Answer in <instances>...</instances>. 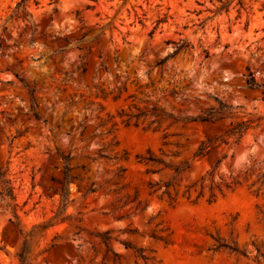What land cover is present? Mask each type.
I'll list each match as a JSON object with an SVG mask.
<instances>
[{
  "label": "rangeland",
  "instance_id": "obj_1",
  "mask_svg": "<svg viewBox=\"0 0 264 264\" xmlns=\"http://www.w3.org/2000/svg\"><path fill=\"white\" fill-rule=\"evenodd\" d=\"M0 172V264H264V0H0Z\"/></svg>",
  "mask_w": 264,
  "mask_h": 264
},
{
  "label": "trees",
  "instance_id": "obj_2",
  "mask_svg": "<svg viewBox=\"0 0 264 264\" xmlns=\"http://www.w3.org/2000/svg\"><path fill=\"white\" fill-rule=\"evenodd\" d=\"M22 2H24V1H22ZM21 2V3H22ZM229 6H230V1H228V2H226V3H224L223 5H222V7H221V10H228V8H229ZM182 46H184V45H182ZM182 46H180V47H177L176 48V51L174 52V53H172V54H170V55H168L167 57H165L161 62H160V64H163V63H165L171 56H173L174 54H176V52H177V50L178 49H180V48H182ZM84 72H85V70H84ZM246 83H247V87L248 88H250V89H255V88H258L259 86L257 85V83H256V81H255V78L253 77V75L250 73L248 76H247V78H246ZM153 85V84H152ZM124 90L126 91V88H124ZM163 91H166V90H163ZM162 91V92H163ZM155 92H156V90H155ZM143 94L145 93V92H142ZM170 94L172 95V96H176L177 95V91L175 90V89H173V90H171L170 91ZM30 96H31V112H32V115L36 118V119H38V120H41L40 119V117H39V115H38V113L37 112H35V110H34V103H33V97H32V93L30 92ZM148 96V95H147ZM117 97H119V96H117ZM116 97V98H117ZM149 97V96H148ZM227 108V106H224L223 104H220V106L217 108V109H212L211 111H209V112H206L205 114H203V115H200V116H198V117H185V118H181V117H174L176 120H183V121H185V120H192V121H202V122H211V123H214L215 122V120H216V118H217V115H224V113H225V111H224V109H226ZM153 114H155L157 117H159V116H169V117H173V115H171V114H166V113H164L163 112V114H157L156 113V109H153ZM145 115V113H140V114H138V115H136L135 117L136 118H139V117H141V116H144ZM154 122H156V123H160L158 120H155ZM246 125L244 124V123H241V124H238V126L237 127H234L233 128V133L234 134H240V133H242V131H243V128L245 127ZM206 150V147H205V144H202L201 146H200V148H199V150H198V154H202V155H205V151ZM67 160H68V158H66V157H64V161H65V184H64V186H63V188H62V193H61V196L63 197V198H66V196H68L69 195V193H70V190H69V187H68V173H67V171H68V166H67ZM149 160L150 161H154V162H158V160L157 159H155V158H153V157H150L149 158ZM179 171V168H177L176 170H175V172L177 173ZM3 177V173L2 172H0V178H2ZM152 187V186H151ZM6 195L9 197V198H11V199H15L14 198V196H13V193H12V190H11V188H7V190H6ZM101 238H102V240L104 241V242H107L108 240H109V237H108V233L106 232V233H103L102 235H101ZM222 248H225V249H228V250H231V251H233V252H238V250H237V248H235V247H231V246H229V245H227V244H218V246H216V250H219V249H222ZM242 254H246V253H242ZM18 259H19V261H20V264H27V260H28V247H27V241L25 240L24 241V243H23V246H22V248H21V250H20V252L18 253Z\"/></svg>",
  "mask_w": 264,
  "mask_h": 264
}]
</instances>
